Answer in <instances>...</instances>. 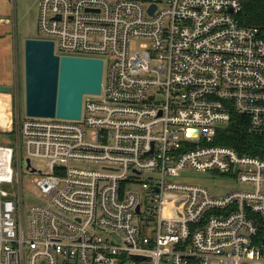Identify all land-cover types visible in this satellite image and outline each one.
Segmentation results:
<instances>
[{"label": "built area", "instance_id": "built-area-1", "mask_svg": "<svg viewBox=\"0 0 264 264\" xmlns=\"http://www.w3.org/2000/svg\"><path fill=\"white\" fill-rule=\"evenodd\" d=\"M241 11L40 0L43 39L59 56L102 59V92L80 120L25 115L0 144V264H264V157L224 142L234 123L264 140V32ZM39 159L46 201L26 209L21 175L42 174ZM189 171L242 189L214 193Z\"/></svg>", "mask_w": 264, "mask_h": 264}, {"label": "water", "instance_id": "water-1", "mask_svg": "<svg viewBox=\"0 0 264 264\" xmlns=\"http://www.w3.org/2000/svg\"><path fill=\"white\" fill-rule=\"evenodd\" d=\"M154 9L155 6L151 12ZM24 69L27 117L80 120L84 96L102 92L103 60L59 56L50 40L30 38L25 41ZM12 92L13 87L0 85V93ZM23 166L29 169L31 161L26 160Z\"/></svg>", "mask_w": 264, "mask_h": 264}, {"label": "rangeland", "instance_id": "rangeland-1", "mask_svg": "<svg viewBox=\"0 0 264 264\" xmlns=\"http://www.w3.org/2000/svg\"><path fill=\"white\" fill-rule=\"evenodd\" d=\"M23 4V3H22ZM8 21L4 22V26H7V32L2 38H0V78L3 75L8 76V81L13 83L16 87V95L13 94V98L17 97V104L20 107L22 116H25V80H24V44L27 39H43L45 36L40 32L38 27L39 20V8L36 5L32 6V0L28 3L18 5L16 11L11 13L10 17H7ZM19 65V66H18ZM18 67V69H17ZM10 69L7 72V69ZM18 74V77H16ZM16 77V78H15ZM100 96L85 95L83 102L86 104L88 101L98 99ZM1 112V111H0ZM3 116V115H2ZM0 117V119L2 118ZM2 120V119H1ZM1 135H3L0 132ZM2 143V142H1ZM15 158L13 161L15 162ZM33 164L35 168H39L42 171L40 173H28L25 170L22 172V186L23 191L21 196L24 199L25 208L29 209L35 204H43L46 201L40 187L35 182V179H39L44 175L49 174V169L46 167V161L43 159L34 160ZM17 173L15 176L17 178ZM184 173V172H183ZM185 182L202 184L210 188L214 193H218L224 190H236L242 189L235 183L229 182V180L221 175L216 174H203L194 171L185 172L183 175ZM144 174L141 179H145ZM4 188L12 194L16 195L18 184L14 179L13 183L4 185Z\"/></svg>", "mask_w": 264, "mask_h": 264}, {"label": "crops", "instance_id": "crops-1", "mask_svg": "<svg viewBox=\"0 0 264 264\" xmlns=\"http://www.w3.org/2000/svg\"><path fill=\"white\" fill-rule=\"evenodd\" d=\"M28 2L29 0H0V38L7 32V26H4V22L9 20L7 17H10L11 13L17 10L18 5L22 6ZM39 3L40 0H32V6L36 5L39 8ZM0 69H2L1 66ZM9 70L8 68L7 72H9ZM1 74L4 73L0 72V75ZM2 77L3 78H0V85L13 87V92L11 94L0 93V117L3 115L1 118L2 120L0 119V132L3 134H0V144L10 146L13 140H15L14 134L23 116L17 104V97L13 98V94L16 95V87L13 83L8 81V76L3 75ZM16 77H18V74H16Z\"/></svg>", "mask_w": 264, "mask_h": 264}, {"label": "trees", "instance_id": "trees-1", "mask_svg": "<svg viewBox=\"0 0 264 264\" xmlns=\"http://www.w3.org/2000/svg\"><path fill=\"white\" fill-rule=\"evenodd\" d=\"M242 11L241 23L247 27H257L264 32V0H240ZM229 138L225 144L235 147L242 154L264 157V140L254 137L247 129L234 123L229 128Z\"/></svg>", "mask_w": 264, "mask_h": 264}]
</instances>
